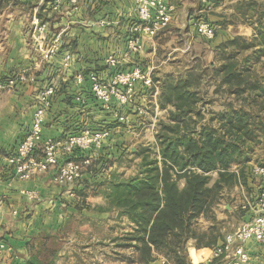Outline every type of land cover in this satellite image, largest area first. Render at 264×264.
<instances>
[{
    "label": "crops",
    "instance_id": "crops-1",
    "mask_svg": "<svg viewBox=\"0 0 264 264\" xmlns=\"http://www.w3.org/2000/svg\"><path fill=\"white\" fill-rule=\"evenodd\" d=\"M164 1L173 8L168 27L153 38L144 37L142 50L124 57L131 29L138 22L135 0H76L75 4L63 0L57 11L52 9L54 0H0V83L6 85L9 80L17 79L12 88L0 89V264H29L33 237H44L43 241L49 240L50 244L60 242L61 250L52 248L43 251L42 247L39 248V254L53 255L54 264L79 260L75 258V251L85 255L92 246L96 248L95 253L88 260L80 259L81 262L105 264L106 259L112 256L111 264H126V261L128 264H138L131 247L130 251L125 250V256H119L121 247H116L120 241L121 244L124 242L122 238L125 234L133 232V223L124 217L121 222H116L120 211L112 205L109 207L106 195L101 192L112 181L111 174H116L120 181L126 180L128 173L122 168L114 170L115 164L113 168L108 166V169L104 165L108 159L116 160V156L118 160L128 154L137 157L139 147L148 145L155 147L154 158L160 163L155 131L149 126L155 120L166 121L171 108L160 109L153 91L148 93L137 86L134 105L117 106V113L125 118L120 123L111 113L102 110L90 91L86 77L89 73H95L101 80L109 81L115 70L105 66V59L114 56L121 59L117 70L129 71L139 67L150 74L154 84H159V80L179 68L176 60H173L175 58H169L167 54L170 30H176L175 34L179 35L181 22L189 21L196 16V11L202 12V8L216 13V24L223 20L238 21L236 3L246 0ZM222 4L225 7L219 10L216 6ZM205 16L212 21L210 14ZM35 20L46 25L42 42L36 41ZM239 27L242 31L239 35L254 37L252 29L242 23L237 29H231V34L227 32L223 37L216 34V43L232 39L231 35H236L233 32L238 31ZM57 35L61 37L58 54L44 60L42 51ZM174 49L178 50V47ZM67 55L69 64L64 67L63 60ZM78 75L83 76L79 85L75 81ZM49 84L54 85L55 94L45 115L42 129L44 139L60 141L79 135L85 129L96 130L106 126L110 129L109 138L93 154L76 150L66 155V158L75 161L90 158V163L79 179L65 186L52 182L55 173L52 169L28 181L18 180L7 163V158L28 133L38 96ZM137 106L145 109L143 120H149L147 125L135 115ZM144 130L151 134L149 137L147 132V142L140 137ZM139 137L135 144H128ZM135 159L133 162L136 163ZM131 176H134L133 173ZM244 188L250 196H257L264 188V177L252 176ZM21 190L35 191L38 198L27 200L20 194ZM254 215L255 211L249 208L239 225L248 223ZM109 225L114 229L112 234H106ZM109 245H116L113 249L108 247L111 254L106 250ZM83 246L89 248L80 252ZM244 247L249 256L248 264H264V243L250 240ZM189 250L197 258L194 264H199L211 252L203 250L197 254L193 247ZM162 260V256L155 255L148 264H162ZM222 263L215 261L212 264Z\"/></svg>",
    "mask_w": 264,
    "mask_h": 264
},
{
    "label": "trees",
    "instance_id": "trees-1",
    "mask_svg": "<svg viewBox=\"0 0 264 264\" xmlns=\"http://www.w3.org/2000/svg\"><path fill=\"white\" fill-rule=\"evenodd\" d=\"M235 9L239 22L254 26L253 42L249 44L236 36L217 46L222 60L215 72L221 78L220 84L235 88L232 94L236 96L256 90L264 96V85L260 87L256 82L242 86L249 76V61L264 57V4L259 0L238 1ZM230 46L232 55L226 53ZM247 48L252 51L251 57H244L243 65L236 70L232 60ZM184 78L166 76L159 80L158 106L171 108L167 120L158 123L155 134L160 163L144 153L135 177L108 184L109 204L126 214L134 225L133 232L124 235V241L125 247L133 249L138 263L148 264L160 255L168 264H190L189 245L197 254L201 248L209 252L220 238L212 230H198V220L213 214L222 191L247 187L253 176L252 166L246 161L252 145L260 138L249 109L227 107L209 122H202L197 108L200 100L190 90L197 80ZM252 104L260 105L256 97ZM259 108L264 110L263 106ZM214 120L217 125L211 126ZM260 132L264 133V126ZM213 173L216 179L211 182Z\"/></svg>",
    "mask_w": 264,
    "mask_h": 264
},
{
    "label": "built area",
    "instance_id": "built-area-1",
    "mask_svg": "<svg viewBox=\"0 0 264 264\" xmlns=\"http://www.w3.org/2000/svg\"><path fill=\"white\" fill-rule=\"evenodd\" d=\"M63 0H54L52 9L57 11ZM75 4L76 0H69ZM135 11L137 24L131 29V36L127 41V51L124 57L138 53L142 48L144 37L153 38L161 30L168 27L173 8L164 0H135ZM36 27V41H44L46 25L34 21ZM104 24V22H101ZM197 35L210 41L215 37V30L207 22L199 21L195 25ZM61 37H53L51 44L42 51V58L50 60L59 52ZM63 66L69 64V56H65ZM121 59L109 56L105 59V66L109 70H115L109 81L101 80L95 73H89L87 80L90 83V91L94 99L100 104L104 111L111 113L116 121H125L115 107L132 106L136 94V87L145 90L154 88L152 78L148 72L139 67L129 71L117 70ZM79 85L83 76L78 75L75 79ZM17 83V79L9 80L3 87L11 88ZM55 93V87L49 84L41 90L37 99L36 109L32 116L30 129L17 146L15 152L7 158L8 165L13 169L18 180L28 181L38 177L49 170H55L52 182L57 186L73 184L80 178L83 169L89 165L90 158L75 161L66 158V155L74 151H96L109 138L110 129L100 128L96 130L85 129L79 135L70 136L64 140L54 141L42 137V129L45 115L51 105ZM135 115L143 114L140 107H135ZM251 173L255 177H264V164L252 167ZM20 194L27 200H35L38 194L32 190H21ZM255 215L248 223L238 226L233 232L225 234L222 242L211 249L209 256L199 264H212L215 261L222 264H248L249 256L244 244L250 240L264 243V188L255 197ZM253 200V201H254ZM162 264H168L163 258Z\"/></svg>",
    "mask_w": 264,
    "mask_h": 264
},
{
    "label": "rangeland",
    "instance_id": "rangeland-1",
    "mask_svg": "<svg viewBox=\"0 0 264 264\" xmlns=\"http://www.w3.org/2000/svg\"><path fill=\"white\" fill-rule=\"evenodd\" d=\"M256 1V0H253ZM208 2V1H207ZM260 4H264V0H259ZM204 5H206L204 3ZM60 7V5H59ZM219 8V10H223L225 7L224 4L216 6ZM59 9V8H58ZM201 11H196V16L190 18L188 21H182L181 22V27L179 29L180 34L177 35L175 34L177 31L176 30H170L168 34V40H169V58H175L173 60H176L177 65L179 68H175L176 72H165V74L170 73V76H173L175 78L181 77V78H188L189 76L196 78L197 84L194 86L192 89V92H195L199 98V103L197 104V108L200 110L203 120L202 122H209L210 118L216 117V114L219 112H222L225 108L227 107H233L236 109L242 108V109H249L250 114L253 115L252 122H253V127L258 125V131H257V137L259 134V141H256L252 145L251 151L248 152V159L246 163L248 165H251L252 167L257 166V165H263L264 164V133L260 132V129L262 126H264V110L259 111L260 108L259 106L264 107V96L256 90L255 92H248L246 91L245 93L242 94V96H236L235 94H232V92L235 91V88H226L222 84H220L221 78L217 77L216 75V69H219L220 67V62L222 60V53H218L217 51V46H219L221 43L225 42L221 41L219 43H216L215 38L216 34L220 35L223 37L225 34L232 33L231 29H237L238 25L242 24L239 21L235 20H223L219 21L217 24L215 23L218 21V18L216 17V13H211L208 8H202ZM205 10V11H204ZM207 14H210L212 17V21L207 19ZM202 21V22H207L215 30V37L208 41L204 39L203 37L197 35L196 33V28L195 25L197 22ZM234 21V22H233ZM170 24V23H169ZM248 27H250L253 31L252 34L255 33L254 26L248 23H244ZM236 25V26H235ZM232 27V28H231ZM229 29V31H228ZM233 33H237L236 35H231L230 38H235L236 36L243 37L245 41H247L249 44H252V38L250 36H244V35H239L238 33H242L240 27L238 28V31H235ZM252 36V35H251ZM232 39H229L232 40ZM252 41V42H251ZM242 44V42H240ZM142 46H143V40H142ZM178 47V50H175L174 48ZM142 50V48H141ZM181 51L183 53H181ZM226 53H229L232 55L233 53V48L230 46L227 48ZM252 51L247 48V50H240L239 53H237L234 56V62L236 64V70L241 68L243 65L241 63L242 59L244 57L250 56L251 57ZM137 54V53H136ZM169 63V61L165 62ZM165 66H168L164 64ZM172 66V65H171ZM168 66V67H171ZM247 66V64H246ZM249 66V76H247L244 80L245 82L243 83L242 86H251L255 84L256 82L258 85L261 87L264 85V57H261L260 60H250L248 63ZM184 68V69H183ZM169 69V68H168ZM177 70H180V73H177ZM154 84V83H153ZM15 86V85H14ZM12 88V87H11ZM148 93H151L152 95L157 96V101H158V96L160 94V85L159 84H154V88L151 90H147ZM157 91V94H156ZM55 94V93H54ZM252 94V97H249V95ZM54 97V96H53ZM256 97L257 98V104H260L259 106H255L252 104V98ZM247 98V99H244ZM53 99V98H52ZM52 102V101H51ZM51 106V105H50ZM140 107L143 110V114H139L138 118H142V121L145 125L149 123V120H143L145 116V109H143L142 106H137ZM50 108V107H49ZM49 110V109H48ZM47 110V111H48ZM103 110V109H102ZM47 113V112H46ZM119 122V121H118ZM124 122V121H120ZM161 121H154L152 125L150 124L149 128L152 130L156 131L158 129V123ZM211 126H216L217 123L216 121L210 122ZM148 127L146 129H149ZM260 128V129H259ZM150 130V129H149ZM147 132L144 130L143 133L140 134L141 139L143 141L147 142L148 141V136ZM154 134V135H155ZM151 136L149 132V137ZM140 137L137 140H133L128 142L129 145L135 144L137 141L140 140ZM127 144V145H128ZM144 149V150H143ZM155 147L154 146H141L139 147V151H137V157L140 159H137L135 155L130 157V154L127 155V157L122 158V160H118L116 156V160L111 158L110 160L108 159L107 164L104 165L106 166V169H108V166L110 168H113L115 164V169L117 168H122L126 170L128 173L126 176L129 178H132L131 174L133 173V177H135L141 168V161L142 157L145 153L149 157H154L155 156ZM93 154V152H91ZM131 158V160H129ZM136 158V159H135ZM136 160V163L133 162V160ZM160 160V159H159ZM136 169V170H135ZM127 177V179H128ZM211 177V182H213L216 179V174L213 173L210 175ZM124 179V178H123ZM111 182H117L119 179L117 178L116 174H111ZM121 181V180H120ZM240 187L243 186H237L236 188L233 187L231 189H226L221 192V196L219 198L218 204L215 206L213 209V214L208 215L206 217H201L198 222H197V229L198 230H212L213 234L215 236H218L222 240L223 236L227 233L233 232L235 229L238 228L239 224L241 222V218L246 210H249V208L252 210H255V200L253 201V196L248 193L247 189L243 187L241 189ZM101 192L106 195V198L108 201H111V197H108L110 194V189L109 185L107 184L104 186L103 189H101ZM256 197V196H255ZM255 199V198H254ZM108 202V206L112 207ZM229 211L230 213H227ZM119 215V216H118ZM121 217V218H120ZM122 217L124 219H128L127 215L122 213L117 214L115 221L116 222H121ZM130 222V221H129ZM111 225L108 226L106 230V234H112L114 229L110 228ZM44 237H33L32 240L30 241L32 249V256L30 257L29 264H54L53 262V255H46V254H39V248L42 247L43 251H47L49 249L55 248V250H61L63 249L60 246V242H57V244L53 243L50 244L49 240L43 241ZM122 241H124V237L122 238ZM127 245V242L124 241L121 244V241L119 242L118 246L116 245H109L106 246V250L109 252L108 247L113 249L116 247H121V255L119 256H125V253L127 251H130L129 247H125ZM87 246H83L80 248L81 250L85 249ZM97 247V246H96ZM103 247V246H102ZM105 247V246H104ZM89 246L87 247V249ZM101 248V247H100ZM128 248V249H127ZM192 246H188V257H189V263L194 264V262L197 260L193 252H190L189 249H191ZM96 249V248H95ZM94 246L89 248L88 251L85 253V255H80V253L75 251V258L79 260H70L72 264H85L80 261V259H85L88 260L91 258V255L95 253ZM117 250V248H116ZM127 250V251H125ZM211 250V248H210ZM200 251H203V248L200 249ZM110 253V252H109ZM111 254V253H110ZM190 254H192L190 256ZM82 256V257H81ZM81 257V258H80ZM112 256L106 259L105 264H111L113 263ZM118 260V259H116ZM133 261V260H132ZM137 262V260H136ZM68 262L67 264H71ZM129 262L126 261V264ZM138 263V262H137ZM140 264V263H138Z\"/></svg>",
    "mask_w": 264,
    "mask_h": 264
}]
</instances>
